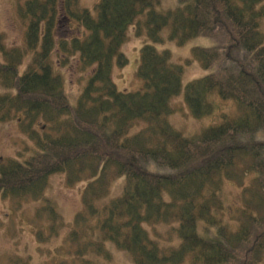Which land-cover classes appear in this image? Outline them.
Listing matches in <instances>:
<instances>
[{"label": "trees", "instance_id": "obj_1", "mask_svg": "<svg viewBox=\"0 0 264 264\" xmlns=\"http://www.w3.org/2000/svg\"><path fill=\"white\" fill-rule=\"evenodd\" d=\"M163 1L98 0L86 8L81 0H23L24 48L9 49L0 34L9 57L0 61V127L20 119L36 143L26 159L0 165V200L43 202L36 217L47 224L37 233L45 241L66 227L45 194L48 179L87 181L65 238L70 259L61 264L113 262L110 245L133 264L264 262V0H177L168 8ZM131 28L145 44L143 87L129 92L119 90L114 70L129 64L123 47ZM197 37L216 43L175 62L166 44ZM193 61L209 73L184 85ZM66 68L83 83L76 99ZM182 95L197 119L226 102L235 110L188 135L169 120ZM117 180L123 191L113 196ZM226 184L240 189L236 205L225 201ZM161 224L172 230L167 245L148 230ZM8 264H32L31 257Z\"/></svg>", "mask_w": 264, "mask_h": 264}, {"label": "rangeland", "instance_id": "obj_2", "mask_svg": "<svg viewBox=\"0 0 264 264\" xmlns=\"http://www.w3.org/2000/svg\"><path fill=\"white\" fill-rule=\"evenodd\" d=\"M23 0H0V34L3 42L9 49L24 48L26 26L18 14L19 3ZM98 0H81V5L92 8ZM164 7H174L177 0H164ZM264 6V3L262 4ZM262 31L264 32V19L262 20ZM213 38L197 37L192 39L186 46H179L176 43H167L166 47L173 53L174 61L184 64L187 59L192 58V50L195 47H211L215 44ZM145 44V39L137 37L135 29H130V37L124 45L123 50L129 58V64L123 68L115 67L114 79L121 91H137L143 87L142 81L137 77V70L140 64L141 48ZM163 48V46H161ZM9 57L0 50V60L6 62ZM30 58H27L26 64ZM20 67V73H25L27 66ZM66 87L69 96L76 99L81 93L83 83L79 82V73L75 74L72 69H64ZM202 64L198 61L186 68L184 75V85L190 81L198 79L208 74ZM3 78L0 75V94L4 92ZM75 102L74 100H72ZM176 112L169 117L170 122L179 130L188 135H192L205 127L216 123L223 112H234L235 105L231 102L221 104L220 110L212 118H195L183 95L173 100ZM15 118L5 122L0 127V165L8 158L26 159L35 150L36 143L24 131L23 126ZM27 127V123L24 124ZM42 123H38L34 128L41 130ZM35 129V130H36ZM42 133V132H40ZM87 181L78 182L74 185L68 183L67 175L58 173L48 179L46 196L52 200L59 214L63 218L66 227L62 228L60 236L47 238L45 241L38 239V231L47 228L43 224L42 218H37V209L43 202H26L22 206L16 205L10 200H0V264H8L13 257H31L32 264H61L69 260L68 245L65 242L70 224L73 223L76 214L82 209V194ZM124 180L114 182L112 195L117 196L123 191ZM240 189L233 184H226L224 187V197L228 204L236 205L240 201ZM49 222V220H48ZM150 235L154 238H161L162 244L170 243V233L172 230L169 225L161 224L158 226H148ZM46 234V237L49 235ZM174 236V234H173ZM175 239V236H174ZM112 261L108 262L100 259L101 264H133L131 255L128 252L120 251L115 246L110 245ZM103 258V257H100ZM264 264V262H262Z\"/></svg>", "mask_w": 264, "mask_h": 264}]
</instances>
